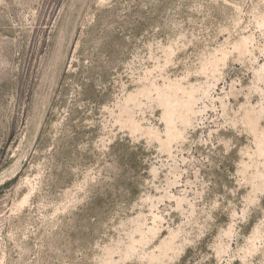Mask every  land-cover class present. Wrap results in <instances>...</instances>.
Returning a JSON list of instances; mask_svg holds the SVG:
<instances>
[{"label": "rangeland", "instance_id": "374dc122", "mask_svg": "<svg viewBox=\"0 0 264 264\" xmlns=\"http://www.w3.org/2000/svg\"><path fill=\"white\" fill-rule=\"evenodd\" d=\"M0 264H264V0H0Z\"/></svg>", "mask_w": 264, "mask_h": 264}]
</instances>
